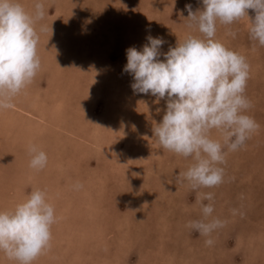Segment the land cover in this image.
I'll list each match as a JSON object with an SVG mask.
<instances>
[{"label": "rangeland", "instance_id": "obj_1", "mask_svg": "<svg viewBox=\"0 0 264 264\" xmlns=\"http://www.w3.org/2000/svg\"><path fill=\"white\" fill-rule=\"evenodd\" d=\"M42 2L45 16L35 25L40 68L23 99L18 93L11 108L0 109V208L37 187L55 211L66 204L55 213L49 246L32 264H264V45L250 39L247 15L218 21L214 38L246 58V112L259 127L243 147L225 146L220 184L194 189L181 175L192 158L163 149L153 135L166 98L134 92L123 66L126 49L140 50L147 35L165 40L162 52L189 34L200 36L185 8L202 10L200 0ZM21 3L32 10L33 0ZM210 135L222 141L218 130ZM29 144L47 153L44 168L29 166ZM77 181L82 187H74ZM208 192L211 201L203 198ZM209 202L213 212L206 219L224 224L203 236L188 222L204 219L201 204ZM3 259L18 264L0 252V264Z\"/></svg>", "mask_w": 264, "mask_h": 264}, {"label": "clouds", "instance_id": "obj_2", "mask_svg": "<svg viewBox=\"0 0 264 264\" xmlns=\"http://www.w3.org/2000/svg\"><path fill=\"white\" fill-rule=\"evenodd\" d=\"M202 10L185 5L190 20L200 36L189 34L161 51L165 40L146 36L140 50L126 49L123 71L130 73L134 92L150 94L158 102L165 99L162 119L153 126V135L163 149L191 157L192 163L181 174L191 186L214 187L223 180L226 151L243 147L259 124L247 114L250 101L244 94L249 64L238 52L215 39L217 22L231 24L247 15L249 37L264 45V0H200ZM255 15L249 18L247 10ZM45 16L42 0H33L28 11L21 0H0V109L11 108L12 99L35 77L40 68L37 52L39 36L36 22ZM229 34L235 35L234 32ZM164 58L161 59L160 57ZM159 111V109H157ZM216 129L222 141L210 135ZM29 166L42 169L47 153L37 144H29ZM74 187H82L76 182ZM203 198L211 201L213 194ZM204 219H194L188 226L208 236L224 221L212 217L213 204L202 203ZM55 209L46 190L33 188L13 208H0V252L18 264H32L51 240ZM212 244L211 239L205 240Z\"/></svg>", "mask_w": 264, "mask_h": 264}, {"label": "bare ground", "instance_id": "obj_3", "mask_svg": "<svg viewBox=\"0 0 264 264\" xmlns=\"http://www.w3.org/2000/svg\"><path fill=\"white\" fill-rule=\"evenodd\" d=\"M28 5H29V7H30V4L27 2V6H28ZM29 7H28V8H29ZM26 8H27V7H26ZM30 9H32V8H30ZM55 9L58 10L57 7H56ZM28 11H30V10H28ZM44 25H45V24H44ZM59 25H60V24H59ZM45 28H46V26H45ZM44 30H45V29H44ZM44 30H43V31H44ZM46 33H47V32H46ZM46 33H44V35H45ZM45 36H46V35H45ZM37 49H38V48H37ZM43 57L45 58V56H43ZM111 80H112V79H111ZM112 82H113V81H112ZM114 82H116V81H114ZM82 84H83V83H82ZM103 87H104V86H103ZM109 90H110V89H109ZM107 91H108V90H107ZM108 92H109V91H108ZM108 92H107V93H108ZM20 93H21V92H20ZM20 93H19V95H17V96H20V97H21V94L24 93V92H22L21 94H20ZM36 93H37V92H36ZM53 93H54V92H53ZM24 96H25V95H24ZM36 96H39L38 93H37ZM36 96H35V97H36ZM47 96H48V95H47ZM51 96H52V95H51ZM79 96H80V95H79ZM31 97H33V96H31ZM15 98H16V96H15ZM17 98H19V97H17ZM44 98H45V97H44ZM44 98H43V99H44ZM19 99H20V98H19ZM21 99H23V98L21 97ZM21 99H20V100H21ZM33 99H34V98H33ZM36 99H37V98H36ZM43 99H42V100H43ZM57 99H58V98H57ZM53 100H55V99H53ZM53 100H52V101H53ZM58 100H61V99L59 98ZM25 101H26V100L24 99V102H25ZM46 101H47V100H46ZM46 101H44V102H46ZM28 102H29V101H28ZM55 102H56V101H55ZM17 103H19V102H17ZM20 103H23V102L21 101ZM20 103H19V104H20ZM143 103H144V102H143ZM13 104L17 106V104H15V103H13ZM44 104H45V103H44ZM20 105H21V104H20ZM20 105H18L19 108L21 107ZM24 105H26V104H24ZM24 105H22V107H21L22 109H21V110H23V108L25 107ZM27 105H28V104H27ZM27 107H28V106H27ZM37 108H38V107H37ZM49 108H50V106H49ZM16 109H17V108H16ZM51 109H52V108H51ZM14 110H15V109H14ZM25 110H26V109H25ZM28 110H29V108H28ZM28 110H27V111H28ZM65 110H67V109H65ZM2 111H4V110H2ZM2 111H1V112H2ZM6 111H7V110H6ZM15 111H16V110H15ZM50 112H51V111H50ZM4 113H5V112H4ZM6 113H7V112H6ZM14 113H15V112H14ZM21 114H22V113H21ZM36 114H38V113H36ZM39 114H40V113H39ZM51 114H52V113H51ZM23 115H24V114H23ZM34 115H35V114H34ZM52 115H53V114H52ZM111 115H112V114H111ZM8 116H9V115H8ZM30 116H31V115H30ZM0 117H2V118L4 119V116H1V115H0ZM10 117H12V116H10ZM36 117H37V115H36ZM36 117H35V118H36ZM42 117H43V115H42ZM42 117H41V118H42ZM46 117H48V116H46ZM114 117H115V116H114ZM14 118H15V117H14ZM43 118H44V117H43ZM48 118H49V117H48ZM48 118H47V120H49ZM25 119H26V118H25ZM112 119H114V118H112ZM112 119H111V120H112ZM0 120H1V119H0ZM19 120H22V119H19ZM44 120H46V119H44ZM8 121H9V120H8ZM8 121H6V122H8ZM11 121H12V120H11ZM17 122H18V120H17ZM17 122H16V123H17ZM35 122H37V121H35ZM40 122H41V121H38V123H40ZM43 122H44V121H43ZM10 123H11V122H9V124H10ZM12 123H14V122H12ZM41 123H42V122H41ZM117 123H119V122H117ZM9 124H8V125H9ZM52 124H53V123H52ZM123 124H124V123H123ZM15 125H16V124H15ZM43 125H44V124H43ZM13 126H14V125L12 124L11 127H13ZM16 126H17V125H16ZM21 126H22V125H21ZM46 126H47V125H46ZM7 127H8V126H7ZM33 127H34V126H33ZM57 127H58V126H57ZM57 127H56V128H57ZM62 127H63V126H62ZM9 128H10V127H9ZM9 128H8V129H9ZM15 128H16V127H15ZM15 128H14V129H15ZM21 128H23V127H21ZM63 128H65V127H63ZM141 128H142V127H141ZM145 128H146V127H145ZM51 129H52V128H51ZM65 129H66V128H65ZM2 130H3V129H2ZM43 130H44V129H43ZM54 130H55V129H54ZM54 130H53V132H54ZM57 130H58V129H57ZM127 130H128V129H127ZM11 131H12V130H11ZM61 131H62V130H61ZM61 131L58 130V131H56V132L59 133V132H61ZM17 132H19V131H17ZM49 132H50V131H49ZM6 133H7V132H6ZM12 133H13V131H12ZM15 133H16V130H15ZM61 133H62V132H61ZM61 133H60V134H61ZM10 134H11V133H10ZM56 134H57V133H56ZM7 136H8V135H7ZM4 137H5V136H4ZM10 137H11V135H10ZM6 141H7V140H6ZM40 141H41V140H40ZM11 142H12V141H11ZM8 146H9V145H8ZM22 146H23V145H22ZM2 149H3V148H2ZM12 150H13V149H12ZM9 153H10V152H9ZM25 153H26V152H25ZM26 155H27V154H26ZM28 161H29V160H28ZM24 162H25V161H24ZM26 163H27V162H26ZM26 163H24V164H26ZM20 164H22V162H21ZM24 164H23V165H24ZM121 164H123V163H121ZM188 164H189V163H188ZM18 165H19V164H18ZM2 166H3V165H2ZM21 166H22V165H21ZM0 169H1V168H0ZM170 169H171V168H170ZM170 169H169V170H170ZM130 172H131V171H130ZM11 174H12V173H11ZM8 175H9V174L7 173L6 178L9 177V179H10V176H11V175H10V176H8ZM2 176H3V175H2ZM20 176H22V175H20ZM13 177H14V176H13ZM4 178H5V177H4ZM14 178L16 179V177H14ZM21 178H22V177H21ZM23 178H25V177H23ZM17 179H18V178H17ZM88 179H89V178H88ZM88 179H87V177H86L85 180L87 181ZM130 179H131V178H130ZM10 180H11V179H10ZM11 181H12V180H11ZM23 181H24V180H23ZM18 182H20V181H18ZM92 182L94 183V181H92ZM20 183H21V182H20ZM22 183H23V182H22ZM90 183H91V182H90ZM128 183H129V182H128ZM95 185H96V183H95ZM133 185H134V184H133ZM18 186H19V185H18ZM86 187H87V186H86ZM91 189H92V188H91ZM98 190H99V189H98ZM53 191L55 192V190H53ZM78 193H79V192H78ZM84 193H88V192H84ZM54 194H55V193H54ZM76 194H77V193H76ZM80 194H81V196H82V193H81V192H80ZM83 195H84V194H83ZM12 196H13V195H12ZM8 197H9V196H8ZM15 197H16V196H15ZM15 197H14V198H15ZM17 197H18V196H17ZM17 197H16V198H17ZM19 197H20V196H19ZM83 197H84V196H83ZM192 197H193V196H192ZM20 199H21V197H20ZM5 201H7V200H5ZM7 202H8V201H7ZM19 202H20V201H19ZM49 202H50V201H49ZM159 202H160V201H159ZM2 203H3V202H2ZM1 205H2V204H1ZM14 206H15V205H12V206L9 205V206H7V207L4 206V209L13 208ZM8 207H9V208H8ZM65 207H66V204L61 205V208L59 207L58 210L55 211V213H57L58 215H60V211L62 210V208H65ZM67 207H68V206H67ZM1 208H3V206H2ZM243 209H244V208H243ZM244 210H245V209H244ZM148 216H149V215H148ZM150 217H151V216H150ZM57 219H58V218H57ZM61 219H62V218H61ZM254 220H255V219H254ZM67 221H68V220H67ZM137 223H138V222H137ZM245 226H246V225H245ZM69 227H70V228H69V231H70L71 235L74 234L75 229H74L72 226H69ZM60 228H61V227H60ZM239 228H240V227H239ZM242 228H243V227H242ZM67 229H68V228H67ZM140 229H141V228H140ZM146 231H147V230H146ZM233 232H234V231H233ZM147 233H148V232H147ZM229 234H230V233H229ZM233 236H234V235H233ZM154 237H155V235H154ZM169 238H170V237H169ZM237 238H238V237H237ZM190 240H191V239H190ZM238 240H239V239H238ZM241 240H242V239H241ZM186 241H187V240H186ZM174 242H175V241H174ZM249 242H250V241H249ZM153 243H154V242H153ZM235 243H236V242H235ZM111 244H112V242H111ZM239 244H240V243H239ZM149 245H150V244H149ZM115 246H116V245H115ZM234 247H235V246H234ZM236 247H237V246H236ZM181 250H182V249H181ZM55 252H56V251H55ZM260 253H261V252H260ZM118 254H119V253H118ZM247 254H248V253H247ZM58 256H59V255H58ZM200 256H201V255H200ZM221 256H222V255H221ZM173 257H174V256H173ZM95 258H96V257H95ZM221 258H222V257H221ZM5 259H6V258H5ZM98 259H99V258H98ZM173 260H174V259H173ZM173 260H172V261H173ZM5 261H6V260H5ZM106 261H107V260H106ZM54 262H55V261H54ZM110 262H111V261H110ZM174 262H175V261H174ZM2 264H4V259H3V261H2ZM5 264H9V263L5 262ZM198 264H199V263H198Z\"/></svg>", "mask_w": 264, "mask_h": 264}]
</instances>
